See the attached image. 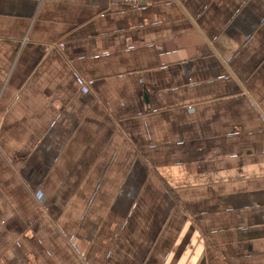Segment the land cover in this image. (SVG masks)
Returning a JSON list of instances; mask_svg holds the SVG:
<instances>
[{
	"label": "crops",
	"instance_id": "obj_1",
	"mask_svg": "<svg viewBox=\"0 0 264 264\" xmlns=\"http://www.w3.org/2000/svg\"><path fill=\"white\" fill-rule=\"evenodd\" d=\"M0 264H264V0H0Z\"/></svg>",
	"mask_w": 264,
	"mask_h": 264
},
{
	"label": "built area",
	"instance_id": "obj_2",
	"mask_svg": "<svg viewBox=\"0 0 264 264\" xmlns=\"http://www.w3.org/2000/svg\"><path fill=\"white\" fill-rule=\"evenodd\" d=\"M123 4L127 7H136L141 5L144 0H122ZM61 48H63V46H60Z\"/></svg>",
	"mask_w": 264,
	"mask_h": 264
}]
</instances>
